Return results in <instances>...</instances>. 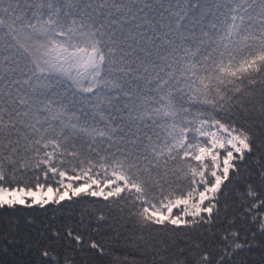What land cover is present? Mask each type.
<instances>
[{
  "label": "snow or ice",
  "instance_id": "6c2138e0",
  "mask_svg": "<svg viewBox=\"0 0 264 264\" xmlns=\"http://www.w3.org/2000/svg\"><path fill=\"white\" fill-rule=\"evenodd\" d=\"M0 264H264V0H0Z\"/></svg>",
  "mask_w": 264,
  "mask_h": 264
}]
</instances>
